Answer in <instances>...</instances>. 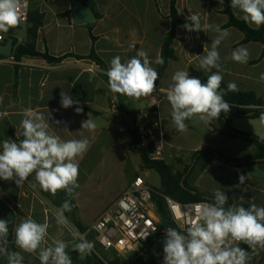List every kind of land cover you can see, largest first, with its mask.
<instances>
[{"label": "crops", "instance_id": "obj_1", "mask_svg": "<svg viewBox=\"0 0 264 264\" xmlns=\"http://www.w3.org/2000/svg\"><path fill=\"white\" fill-rule=\"evenodd\" d=\"M94 2L101 17L89 24L76 25L72 16V0H30V18L40 19L42 23L36 36V50L48 52L56 58L65 57L61 63H49L43 58L31 56H24L20 62H16L14 58L0 56V97L3 98L0 103V150L4 140L23 139L18 133L22 131V112L26 108L42 113L49 120V131L63 140L83 137L91 140L88 151L79 160V187L72 196L78 207L79 219L87 230L123 194L135 177H142L149 184L148 177L156 172L145 169L140 154L130 150L132 136L120 111L121 99L110 91L106 71L115 56L119 55L124 62L140 48L148 52L151 59H162V46L171 29L170 0ZM177 9L184 20H189L192 14L198 15L201 25L221 28L228 21L227 16L220 13L223 9L220 0H178ZM232 9L242 19L243 13ZM31 25L29 22L0 34L4 41L12 35L17 45L25 44ZM89 25H92L95 43L90 37ZM183 26L177 28L173 45L178 59L169 60L157 91L140 99H125L123 106L139 113L137 121L151 108L158 109L162 124L159 144L164 161L174 173L184 174L187 171L188 184L199 193L215 197V192L220 190L228 196L232 205L242 204L247 208L251 201L258 207H264V166H232L210 154L197 159V154L205 150L219 151L231 159L251 158L256 154L255 145L230 137L218 119L186 121L188 127L184 132L177 131L172 123L171 106L166 98L171 77L178 70L189 72L190 68L211 75V72L200 68L199 60L206 54L204 50H210L211 42L217 36L211 29L207 32H189ZM227 30L229 36L218 46L222 82L226 85L235 83L238 90L254 91L264 98V81L260 80L261 74H264V58L256 62L262 54L263 45H240L244 39L243 33L235 28ZM132 44L136 45L134 50L130 48ZM241 47L249 52V59L243 64L231 59V53ZM92 48L105 67L88 58ZM153 67L158 73L161 72L162 65L153 64ZM61 91L79 101L83 112L77 114L75 104L63 108ZM89 117L97 125L94 133L82 131L81 128V122ZM231 126L264 140V122L259 119L233 118ZM182 141L185 145H182ZM178 151L188 156L183 157ZM136 154L138 159L133 164L132 156ZM240 174L247 177L244 184L239 183ZM32 183H35L34 176L19 187L14 181L0 179V219L9 221L8 250L21 252L23 264H40L38 253L23 252L15 244V226L22 219L31 217L38 223H48V245L57 239L65 241L69 244L68 254L76 261V251L72 250V245L79 241L73 238L72 233L79 231L66 212L67 224L58 225L56 222L55 213L63 202L57 193L53 196L38 185L33 188ZM258 252L259 255L254 256L249 264H264V249ZM124 261L116 260L113 264H123ZM0 264H7L4 256H0Z\"/></svg>", "mask_w": 264, "mask_h": 264}, {"label": "clouds", "instance_id": "obj_2", "mask_svg": "<svg viewBox=\"0 0 264 264\" xmlns=\"http://www.w3.org/2000/svg\"><path fill=\"white\" fill-rule=\"evenodd\" d=\"M223 2V0H220ZM231 7L243 13L245 23L259 28L264 25V0H231ZM190 23L183 27L189 32L214 30L216 38L211 42L210 50L199 60L200 68L211 72L207 81L190 76L187 71L178 70L171 77L172 83L166 90V98L171 106V120L179 132L187 130L186 121H211L219 119L220 114L228 113L230 105L219 92L223 76L220 74V54L218 46L229 36L227 29L209 24L201 25L199 16L192 14ZM21 23L20 0H0V32L7 33ZM136 45H130L135 49ZM231 59L238 63H247L249 52L246 48L235 49ZM153 64L162 65L163 60L149 57L148 52L140 48L134 56L122 62L115 56L106 71L108 86L113 94H121L132 99L147 97L157 91L158 70ZM216 69V71H212ZM93 76L95 73L92 74ZM260 80L264 81V74ZM229 91H238L237 85L230 82ZM61 106L65 109L77 105V114L83 112L79 101L73 100L65 91H61ZM3 98L0 97V103ZM24 119L18 135L22 140H4L0 150V179L14 181L19 187L34 176L35 183L53 196L64 191L69 197L79 187V160L88 151L91 140H63L49 131L50 123L42 113L32 108L23 110ZM264 122V116L261 117ZM57 124L60 121H56ZM82 131L94 133L97 125L89 117L81 122ZM239 183L244 184L247 177L240 174ZM228 196L217 190L214 203L197 205L195 217L188 216L183 233L173 228L166 230L163 242V264H249L259 249H264V207L254 202L245 208L242 204H233L227 208ZM72 205L65 200L55 213L58 225H66L65 212H70ZM9 221L0 219V256L7 259V264H23L21 252H10L7 248ZM47 222L38 223L31 217L22 219L15 226V244L23 252L37 254L40 264H72L68 254L69 244L63 240L46 242ZM156 231V226L152 228ZM73 238L79 242L72 245V250L79 253L80 259L91 255L94 242L88 241L81 233L73 232ZM145 235L143 238H146ZM246 244L251 252L239 246Z\"/></svg>", "mask_w": 264, "mask_h": 264}, {"label": "trees", "instance_id": "obj_3", "mask_svg": "<svg viewBox=\"0 0 264 264\" xmlns=\"http://www.w3.org/2000/svg\"><path fill=\"white\" fill-rule=\"evenodd\" d=\"M83 5L90 8L96 19H99L101 15L96 10V5L94 0H79ZM178 0H170V12L169 19L171 21V29L168 32L165 41L162 46V69L159 73V78L156 82L157 89L159 87L160 80L164 75L165 68L169 60H177L176 52L173 48L174 42L176 40L177 28L183 26L186 23H190V20H184L181 18L178 9H177ZM223 9L220 12L221 14L227 16L228 21L221 29L235 28L244 35V39L241 41L240 45H246L249 43H260L263 45V50L260 58L256 62H260L264 58V25H261L259 28H253L248 23H245L243 19H240L234 13L230 0H223ZM31 22V27L27 31V42L25 44L17 45V40L11 35L8 39L3 41L7 43L10 39L14 40V53L13 58L16 62H20L21 58L24 56L31 57H40L46 60L49 63L58 64L61 63L65 57L56 58L51 56L48 52L41 53L36 50L35 41L38 29L41 26V20H32L30 18L28 23ZM89 33L92 39V42L95 43L96 37L92 32V25H89ZM11 28L10 31H12ZM77 58L83 59L85 57L76 56ZM88 58L94 60L98 65L105 67L104 62L97 56L94 48H92L91 54ZM17 70L16 67V81H17ZM189 75L199 78L202 82L207 81V75L201 71H197L194 68L189 69ZM108 81V77H107ZM219 92L223 95L225 101L230 105V111L228 113H221L219 117V123L222 129L232 138H240L246 142H249L256 146V154L251 158L244 159H231L226 157L219 151L216 150H205L197 154V159L201 156L210 154L221 161L237 167L259 165L264 166V140L259 138L256 135H251L243 133L233 129L231 126V121L233 118H248V119H259L264 116V98L259 97L254 91H229L228 85L224 82L221 83ZM117 96L121 99L120 111L123 114L125 124L128 127V132L132 136V143L130 150L137 152L141 156V161L143 167L148 170H155L161 179V187L158 189L154 188L153 200L156 205L157 215L161 222L162 229L173 228L177 231H180L172 222L167 204L165 202L164 196H169L175 199L178 202L182 203H195L200 201H208L214 203V197L206 196L199 193L187 182V171L184 174L174 173L172 168L165 163L164 160H153L150 155L154 151L153 144L149 146L148 149H143L140 147V134L137 127V116L138 112L131 111L123 106L125 99H128L127 96L117 93ZM58 198L61 202L69 200L72 205V210L66 212L68 219L71 221L73 226L82 234L87 233V228L81 223L78 216V207L73 200V197H69L64 191H58ZM232 205L231 200L228 198V204L225 205V208ZM181 232V231H180ZM166 233H160L153 236L148 243H146L143 249L136 254L131 255L123 264H145L146 259L151 256L149 264H159L164 258L163 249H158L160 245L163 244ZM90 239L94 242L93 235H89ZM95 243V242H94ZM242 248H245L247 251L251 252V249H248L246 244L241 243L239 245ZM77 262H80L78 257V252H75ZM91 255L86 256L88 264H106L104 261L96 259V261L91 262ZM83 261L81 262V264Z\"/></svg>", "mask_w": 264, "mask_h": 264}, {"label": "built area", "instance_id": "obj_4", "mask_svg": "<svg viewBox=\"0 0 264 264\" xmlns=\"http://www.w3.org/2000/svg\"><path fill=\"white\" fill-rule=\"evenodd\" d=\"M30 0H20L21 23L25 26L29 20ZM0 34V42H3ZM13 58V57H12ZM140 134V147L148 149L153 144L154 151L150 157L153 160H164L162 147V124L158 109L151 108L137 121ZM154 188L142 177H135L123 194L107 208L87 231L93 235L96 245L104 250H112L123 259L139 253L144 245L155 235L166 233L162 229L157 209L153 200ZM173 224L183 233L188 216L195 217L197 205L210 203L200 201L182 203L164 196ZM156 226V231L152 228ZM147 235L146 238H143ZM241 244V243H240ZM239 244V245H240Z\"/></svg>", "mask_w": 264, "mask_h": 264}, {"label": "rangeland", "instance_id": "obj_5", "mask_svg": "<svg viewBox=\"0 0 264 264\" xmlns=\"http://www.w3.org/2000/svg\"><path fill=\"white\" fill-rule=\"evenodd\" d=\"M141 104H144V101H141L140 102ZM182 145H185L184 144V141H182ZM183 157H186V156H188V155H186V153L185 152H183V151H178ZM138 159V155L136 154V155H134V156H132V163L133 164H135V161ZM147 182H149V184L150 185H152L154 188H156V189H158V188H160L161 187V179H160V176H159V174L157 173V172H154L153 173V175H152V177H148V181ZM82 234V233H81ZM88 241H91V242H93L91 239H90V237H89V235L87 234V233H85V234H82ZM94 245H95V247H94V250H93V255L91 256V259H90V261L91 262H94V261H96V259H99V260H101V261H104L106 264L107 263H109V264H113L116 260H121V261H124L123 259H121V258H117L116 256V254L112 251V250H109V251H107V250H104V249H102L101 247H99L98 245H96L95 243H94ZM163 249V244L162 245H160L159 247H158V249ZM78 256H79V254H78ZM79 258H80V256H79ZM81 261L80 262H77V261H73L72 260V264H81V262L83 261V263L82 264H88V260H87V258L85 257L84 259H80ZM87 260V261H86ZM150 260H151V256L148 258V259H146V261H145V264H149L150 263ZM159 264H163V260L159 263Z\"/></svg>", "mask_w": 264, "mask_h": 264}, {"label": "water", "instance_id": "obj_6", "mask_svg": "<svg viewBox=\"0 0 264 264\" xmlns=\"http://www.w3.org/2000/svg\"><path fill=\"white\" fill-rule=\"evenodd\" d=\"M73 3V22L76 25L89 24L96 20L94 12L82 4L79 0H72ZM14 53V40L10 39L7 43L0 42V56L12 58ZM141 264V263H138Z\"/></svg>", "mask_w": 264, "mask_h": 264}]
</instances>
